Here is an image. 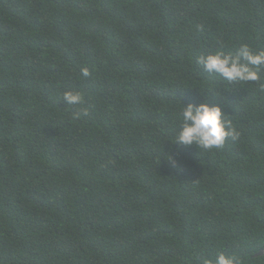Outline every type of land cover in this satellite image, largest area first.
<instances>
[{
    "label": "trees",
    "instance_id": "1",
    "mask_svg": "<svg viewBox=\"0 0 264 264\" xmlns=\"http://www.w3.org/2000/svg\"><path fill=\"white\" fill-rule=\"evenodd\" d=\"M242 45L264 0H0V264H264V66L198 63ZM205 101L239 139L172 145Z\"/></svg>",
    "mask_w": 264,
    "mask_h": 264
},
{
    "label": "clouds",
    "instance_id": "2",
    "mask_svg": "<svg viewBox=\"0 0 264 264\" xmlns=\"http://www.w3.org/2000/svg\"><path fill=\"white\" fill-rule=\"evenodd\" d=\"M198 63L206 72L215 73L229 82L258 81L260 79L258 69L264 66V51L256 52L248 45H242L235 54L217 52L201 55ZM81 74L83 77L90 75L86 68L81 70ZM63 101L67 105H80L84 102V97L79 92L69 91L63 94ZM83 114L87 115V112ZM79 115L80 113H77L76 118H79ZM181 115L183 123L172 145L209 151L222 148L229 138L236 141L240 137L232 121L227 118L228 115L218 105L210 106L207 101L199 105H182ZM174 166H177L176 161ZM203 264H242V261L239 257L225 256L221 253L214 262L204 260Z\"/></svg>",
    "mask_w": 264,
    "mask_h": 264
},
{
    "label": "water",
    "instance_id": "3",
    "mask_svg": "<svg viewBox=\"0 0 264 264\" xmlns=\"http://www.w3.org/2000/svg\"><path fill=\"white\" fill-rule=\"evenodd\" d=\"M264 255V250H261L259 251L257 254H256V257H260V256H263Z\"/></svg>",
    "mask_w": 264,
    "mask_h": 264
}]
</instances>
